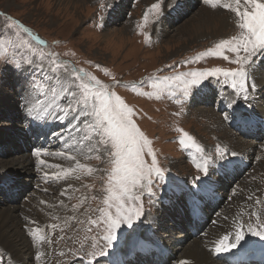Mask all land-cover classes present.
Returning <instances> with one entry per match:
<instances>
[{
  "label": "rangeland",
  "instance_id": "rangeland-1",
  "mask_svg": "<svg viewBox=\"0 0 264 264\" xmlns=\"http://www.w3.org/2000/svg\"><path fill=\"white\" fill-rule=\"evenodd\" d=\"M113 1L117 3L118 0H78L80 3L65 0H0V136L8 147L0 153V182L2 178H9L8 175H1V168L4 165L11 167L14 164L12 161L20 157L19 152L14 149L17 120L21 115L29 114L24 110L20 111L16 104L15 91L19 87L26 86L29 89L22 90L26 96L30 94L35 106L46 104L48 106L50 102L53 104L55 101L65 107L70 104L72 111L66 114L68 116L65 119L70 126V136L75 138L76 143L81 146L80 152L71 151L72 145L68 144L69 139L65 134L64 124L59 126L55 134L57 141L60 139L67 141L48 148L51 152L49 156H44L41 152L40 156L43 159L41 168H45L50 173L56 165H74L77 162L80 168L76 176L64 177L58 182L49 181V183L46 177L38 178L36 174L34 178L24 176L22 182L25 183L26 189L22 187L25 190L22 199L27 196L26 193L28 198L25 201L9 202L19 211L20 209L27 211L29 205L33 206L31 200H34L32 193L35 192L34 195H37L36 199L39 200L35 203L43 210L41 217H48L50 213L46 210L47 205L41 204L38 193L56 206L61 204L68 210L66 225H61L60 222L59 227L52 223V218L44 224L37 220L33 225L39 228L37 236L44 237L41 239V236H38L40 240L52 245L54 264H61L66 257L75 255L98 259L100 255L89 254L101 251L107 254L118 245L113 255L125 251L129 242H131L130 245H134L141 240L140 238L145 237L150 219H157L156 222L161 226L159 233L173 234L175 238L180 237L181 233L176 234L173 229L170 230L168 220L163 217L162 211L159 212L160 218L162 217L165 222L159 218V213L156 212L157 202L171 188L178 186L181 192L191 190L194 185L206 182L213 174L215 176L211 182L214 181L215 184L212 183V185L220 186L221 178L217 170L221 169L222 159L228 158L232 153V149L226 148L221 142L228 141L233 144L235 138L231 135L233 133H236V136L242 135L237 134L238 132L230 126L224 125L225 121L231 117L225 116L220 121V125L219 122L216 125L215 116L211 113H206L202 109L191 112L192 109L187 108V103L190 102L188 97H192L196 105H203L197 101V91L213 85L223 90L228 102L238 101L233 105L240 104L238 107H246L251 103L252 93L247 75L235 78L236 82L244 79L248 86L247 104H244L241 101L243 93L237 96L232 88L233 76L229 77L225 73L241 70L246 72L247 67L257 60L261 51L245 63L238 62L237 57L242 58L246 53L243 50L239 53L229 51L227 45L221 50L220 55L208 52L209 49L215 50L216 44L220 41H229L234 44L233 38H238L245 30L239 28L238 22L241 18L232 9L238 7L240 11H252L251 4L241 2L237 5L236 0H229L228 5L231 7H228L229 10L225 12L213 0V3H206L213 12H224L220 16H227L223 29L214 35L211 27L208 29L204 27L203 22H200L204 20H198L200 13L196 14L203 9L205 0H188V3H191L190 6L182 7L181 12L189 14H186L178 24L172 17L166 18L162 23L167 30L165 33L160 31L159 36L157 31L160 18L162 13L170 7L172 0H121L119 7L122 9L123 18L118 17L119 14H112L110 18L111 14L107 11L108 4L111 5ZM261 1L264 3V0ZM153 5L157 7L153 8ZM182 10L185 12L183 13ZM116 12L119 13V10L116 9ZM207 20H211L216 28L218 27L216 20L210 18ZM198 25H201L200 28ZM206 28L208 34L204 33L200 36V32ZM197 34L201 38H196ZM202 53L204 55H201ZM225 56L227 59L224 58ZM217 69L218 72L213 71ZM191 73L201 74V84L185 90L186 83L192 79L191 75L185 74ZM92 77L95 81H99V85L91 80ZM60 78L67 79L70 93H58L57 84ZM79 84L82 86L79 87ZM85 84L92 86L93 91H100L103 86V90L114 93L132 110L129 119L149 141L141 158L145 160L146 167L150 165L152 157L147 153L151 150L155 155L157 167L161 169L159 176L155 173L149 176L146 173L143 180L133 189L132 194L139 199L128 201L126 206L138 210L139 215L132 216V226L122 225L120 229H117V240L111 244L103 239L107 232L101 210L107 208L104 203L105 197L109 194L107 189L110 184H114V181L110 180L114 166L112 157L114 149L110 140L100 135V130L96 127L97 121L91 115L94 97H89L88 105L83 103L85 94L83 85ZM214 97L216 100L206 104V109L214 110L217 96ZM159 98L163 101H159ZM80 108H83V117L79 125L73 126L70 118ZM217 111L221 114L218 108ZM203 116L206 118L204 119ZM13 119H17L15 123ZM183 133H187L193 140H187L183 137ZM181 138L185 139V144L188 146L180 144ZM247 140L251 144L255 143L251 139ZM261 142L259 146L252 149L254 152L251 159L255 162L244 171L246 173L244 177L238 178L237 183L230 188L223 191L224 187L219 189L224 204L213 214L216 216L224 208L227 209L229 204L240 205L241 203V206H244L243 221L240 223L243 225L241 231L245 238L243 237L237 246L246 247L248 243L257 241L258 238L253 235L248 239L250 233L248 224L257 231L264 230L262 228L264 226V191L260 192L259 188L264 184V176H262L264 140ZM195 144L199 146V150L194 146ZM66 147L68 148L66 153L73 152V158L68 162L61 155ZM190 149L194 152V156L188 158ZM54 155L56 157H53ZM33 156L30 155L28 159H32ZM232 156L229 158L231 159ZM21 159L23 160L24 157ZM189 160L193 162L199 160L203 165ZM197 165L207 166L206 177ZM13 167L16 166L13 165ZM177 176L182 177L181 182L176 181ZM199 177L204 178L198 180ZM40 179L45 182L42 183ZM148 180L152 182V186H147ZM250 180L260 193L256 190L250 195L246 194L249 192L247 190L240 195L230 197L231 192L238 185H246ZM33 184L38 185L39 190L35 191L32 188ZM62 193L63 196L59 199ZM175 200H181V197ZM42 201L47 203L46 199ZM3 204L4 202L0 203V206L3 207ZM139 205L143 209L142 215ZM154 205L155 212L149 213L150 207ZM108 211L114 212V207ZM165 226H168L169 230H163ZM137 233L138 236L135 237ZM123 235L121 244L119 239ZM182 235L184 238V233ZM128 237L130 240H127ZM196 239L200 240V238ZM257 246L264 247V238L258 239ZM168 249L170 253L175 254L171 246ZM2 254L0 248V264H10L7 256H4L5 261L3 260ZM174 257H169L173 259L168 264H180L178 257ZM183 258L187 264L186 257ZM214 259L217 260V258Z\"/></svg>",
  "mask_w": 264,
  "mask_h": 264
},
{
  "label": "bare ground",
  "instance_id": "bare-ground-1",
  "mask_svg": "<svg viewBox=\"0 0 264 264\" xmlns=\"http://www.w3.org/2000/svg\"><path fill=\"white\" fill-rule=\"evenodd\" d=\"M65 1L78 2V0H65ZM79 1H83V0H79ZM213 1L216 5L220 6L225 12L227 10H229V8L226 7V5L229 4V0H213ZM120 2H121V0H118L117 3H115L113 1L112 3H110L111 5L108 4L109 10H107V11L111 14L110 18H112V16H113L112 14H119L118 17L120 16V18H123L122 9H121V7H119ZM258 2L262 3L261 0H258ZM78 3H80V2H78ZM190 4L191 3H188V0H172L171 1L170 7H168V9L166 8L167 11H164V13H162V16L160 18L158 31H157L159 33V36H160V31L165 33V31L167 30V28H165V25L163 26L162 22L164 20H166V18H168L170 14L173 13L172 16H175V15L178 16V20L176 23V24H178L180 21H182L185 18V15L182 14V12H181V8L182 7H189ZM202 7H203V9H201L199 12H196V14L200 13L198 15V20H204V21H200V22L204 23V27H207L208 29H210V27H211L213 29V34L214 35L217 34L218 31L223 29L227 16L226 15L220 16V14L224 13V12H221V13L213 12L211 7L209 6V4L207 5L205 3V1H204V5ZM116 9L119 10V13L116 12ZM209 18L212 20H216V24H218L217 28L211 20H207ZM113 19H115V18H113ZM199 26H201V25H198V27ZM95 28H97V27H95ZM176 28H177V26H176ZM207 28L203 32L202 31L200 32V34H201L200 36H203L204 33L208 34ZM169 29H171V27H169ZM200 36L198 35L196 38H198ZM211 50L215 52L214 49H211ZM195 54H192V55L194 56ZM188 63L189 62H187V64ZM263 63H264V50H261V52L259 53V56L257 57V60H255V62L251 63L247 67V70L245 72L247 77H248L249 87H250V90L252 93V95L250 97L251 103L246 107H234V106H231V104H233L232 102L227 101V108H229L230 110H245L249 114H255L256 116L259 114L262 117H264V66H263ZM253 84L255 85L254 89L251 87ZM57 85L59 88L58 93H60V92L70 93L71 92V89H69V87H68V81L66 78H60ZM78 86L81 87L82 85L79 84ZM209 94L210 95L212 94V97H210ZM221 95H224L223 91H221ZM197 96H201V99H203L204 105H200V106L196 105L194 103V101H192V97L190 98V96H189L188 98H189L190 102L187 103V108L192 109L191 112L195 111V110L199 111L202 109L206 113H211L212 116L213 115L215 116V124L219 122L218 124L220 125V121H222L226 115H221L220 113H218L217 106L214 107V110L206 109L207 108L206 103L208 102V101H206V98L209 100L214 98L213 97V88L211 90H206V89L200 90L199 93L196 94V97ZM27 98H28V105L24 109V111L28 112V109L31 108V110H32L31 115H33L37 112H40V111H45V112L47 111V112H49V114L52 117H54L56 119L57 123L58 122L59 123L64 122L63 123L64 125L63 124L62 125L64 127L65 132H66L65 134H66V136H68V139H69L68 144L72 145V148H70V150L73 152H80L81 146L78 143H76L75 138L70 136V126H69L68 121L65 119L68 115H66L62 112L60 113V118H57V115H56L59 112V110L65 108V106H63V105L61 106L60 104H57L56 101L53 104L50 102V104H48V106H47V104L35 106L34 101H33L32 97L30 96V94H29V96H27ZM231 100H233V98H231ZM25 103H27V102H25ZM198 111H197V113H198ZM83 113H84L83 108H80L76 112V114H74V116L72 118H70L73 126H77L80 124V120L83 117V115H82ZM14 116L16 118V115H14ZM203 118L205 119L206 117L203 116ZM233 120H234V118L231 117V119L225 121L224 125L225 126L228 125L229 121H233ZM16 126H17V128L19 127V125H16ZM16 132H17V130H16ZM226 132H228V131H226ZM237 134H239V133H237ZM231 137L235 138V140H234L235 143L232 144L228 141L221 142L226 148L229 147L230 149H232V153L228 156V158L222 159L221 165L225 164V162H223V161L229 160L230 159L229 157L231 155H233V157L237 156V157L246 158L250 164L255 162L251 159L252 158V152H254L252 149H254L256 146H259V143H262V142L259 141V142H255V143L251 144V143H249L248 140L246 141L245 136H243V135L236 136V133H233L231 135ZM262 140H264V138ZM0 141H2L1 136H0ZM86 143H87V141H86ZM14 149H17V145H15ZM64 149H65V151H63V154H61V155H62V158L63 157L66 158V162H68L73 158V156H72L73 152H67L66 153L68 148L66 147ZM34 152H32L30 154H23V153L19 152L20 157L21 158L24 157V159L22 160L20 157H16L17 160L12 161V162H14L13 165L16 166L15 168L13 167V165L11 167H9L8 165H4L1 168V175H8L9 178H12L14 181H17V180H22V178L24 176H27L29 178L30 177L34 178L35 174H36V175H38L37 176L38 178H40V177L45 178L46 177L45 179H48L49 181L58 182L60 179H63L64 177H69V176L75 175L80 168V164H78L77 162L74 163V165L68 164L69 166L68 165H60V166L56 165L49 173L45 168H41L42 165H40V163L43 161L41 156L38 157V156L34 155L32 159H28V157L30 155H33ZM214 176H215V174L210 176L206 180V182L201 183L200 185H202V184L206 185V183L215 184L214 181L211 182L212 178ZM262 176H264V172L262 173ZM249 179H251V178H249ZM40 180L43 181L42 183L45 182L42 179H40ZM176 181L181 182L182 177L177 176ZM56 182H55V184H56ZM32 188H34L35 191L39 190L38 185L33 184ZM259 188L261 189L260 192L263 193L264 184L261 187L259 186ZM24 189H26V187H24ZM41 189H43V188H41ZM224 189H225V187L222 189V191ZM247 190L249 192H246V194H250V195H252V193H254L256 190H257V192H259V189H257L256 186L254 185V183H252V180H250L246 183V185H238L231 192L230 197H232V195H240L241 193H243ZM180 192H181V188H179L178 186L171 188L166 193V195H164L163 198H161L159 200V202H157L156 212L159 213L163 210L162 204L165 201L177 199L180 196ZM34 193L35 192L32 193V195H33L32 198H34V200H31L33 206L29 205L27 207L28 208L27 211L22 210V209H20V211H19L16 208V206L10 204L9 202H4L3 207L0 206V248L3 252V254H2L3 260L5 261L4 256H7V260L10 264H54V262H55L53 259L54 250H53V247H51L52 245L50 246V245H48L45 242L40 240V238L38 236L43 237V235H38V236L32 235V233L36 232V230L38 228L37 225H35V226H33V225H34V222H36L37 220L40 223L44 224V222L48 221L50 218H52L51 219L52 223H54L55 225H58L59 227L61 225H66L67 224L66 220H67L68 210L65 207H63L61 204L56 206L55 204L48 201L47 198H43L42 195L40 193H38L39 197H40L41 204L47 205L46 210H48V213H50V215H48V217H41L40 214H41V212H43V210L41 209V207H39L35 203L39 200L36 199L37 195H34ZM62 196H63V193L59 196V199H61ZM222 196H223V194H222ZM45 199H46L47 203L42 201ZM240 201L242 202V199H240ZM243 207L241 206V203H240V205L229 204V207L227 209L224 208L222 211L217 213L216 216H213L212 220H211V226H209L208 229L202 234V238H200L199 241H197L196 238H192V239L191 238L190 239L182 238L183 237L182 233L180 234L181 236L178 238H175V236H173V234H170V235L161 234L158 232L161 226L159 225L158 222H156L157 219L156 218L150 219L148 222L150 224L148 225V228L146 230L145 237L140 238L141 240L139 242H137L136 244L134 243V245H130L131 242H129L125 247V251H122L123 253L122 252L115 253L114 255L128 253V252L132 251L134 247H137L141 243L146 242V243H149L153 246L154 245H160L164 249L171 246L172 249L175 251L174 256L178 257L177 259L179 260V262H181V261L185 262L183 257H186L187 264H226V263H223V261L218 259L217 253H219V252L215 251V245H216V242L220 238L227 235L228 233L235 231L234 221L237 223H240L241 221H243L244 213H242V212L245 209ZM60 222H61V225L59 224ZM53 230H55V229H53ZM58 235H59V232H58ZM137 236H138V233L135 235V237H137ZM232 239H234V236L229 237V241H231ZM127 240H130V238L128 237ZM56 245L57 244H55V246ZM242 247L243 246H237V248L231 249L230 251H224L223 253L228 252L230 254H233L237 249H243ZM178 250H180V251H178ZM56 258H57V256H56ZM68 258H70V257H68ZM214 258H217V260ZM66 259H67V257H66ZM168 261L171 262V259H169Z\"/></svg>",
  "mask_w": 264,
  "mask_h": 264
},
{
  "label": "snow or ice",
  "instance_id": "snow-or-ice-1",
  "mask_svg": "<svg viewBox=\"0 0 264 264\" xmlns=\"http://www.w3.org/2000/svg\"><path fill=\"white\" fill-rule=\"evenodd\" d=\"M241 2L245 4H251L252 11H240L239 8H233L232 10L236 12V15L240 17L238 22L239 28L245 30L241 35L233 38L234 44L229 41H220L215 46V53L211 49L208 50L209 54L220 55L221 50L225 49L227 45V50L239 53L243 50L246 55L244 57H237V61L240 63L248 62V60L255 55L257 52L264 50V3L258 2V0H236L237 5ZM205 3H212V0H205ZM157 5H153V8ZM226 7H231V5H226ZM201 55H204L203 53ZM227 59V57H224ZM6 63V62H5ZM23 70V69H21ZM218 72L219 70H213ZM226 75H232L234 78V83L232 88L236 91L237 96L243 93L245 100L248 99V86L244 79H240L238 82L235 81L237 77H245L246 73L244 71H234L231 73H225ZM191 75L192 79L188 81L185 85V90L188 87H194L201 84V74L191 73L185 74ZM91 80L95 81L92 77ZM181 83H184L181 81ZM96 85H99V81H95ZM253 89L255 85L251 86ZM84 97L83 103L88 105L89 97L92 96V113L97 121L96 127L100 130V135L107 137L114 149L112 153L113 157V167L111 170L110 180L114 181V184H110L107 189L108 195L105 197L104 203L107 205L106 209H102L106 223L107 234L103 237L108 244L117 240V229H120L122 225L132 226V216L139 215L138 210H134L130 206H126L128 201L138 200V196H134L133 189L143 180L145 174L151 176L153 173L159 176L161 174V169L157 167V162L154 153L151 150L148 151V155L152 157L151 164L147 165L146 162L141 158L144 152L145 146L149 144L143 134L138 130L134 123L129 119L132 114V110L128 108L119 97L115 96L114 93H108L103 90L101 86L100 91H93V87L89 84L83 85ZM238 101L234 100L232 103L235 104ZM72 111L71 105L69 104L63 109H60L56 114L57 118H60V113L67 114ZM29 115L32 114L31 108L28 109ZM183 137L191 141L192 138L188 136L187 133L182 134ZM180 144L183 146H188L185 144V139H180ZM197 150H199L198 145H194ZM33 155L40 156L41 151L37 149ZM223 162L227 163L226 160ZM197 168L205 174L208 173L207 166L197 165ZM204 177L197 178L198 180ZM114 207V212H109L108 209ZM235 231L228 233L227 235L220 238L215 245L216 252L230 251L231 249L237 248V245L243 240L244 233L241 231L243 227L242 224L234 221ZM264 228V226H262ZM248 230L253 236H259L264 238V230L257 231L248 224ZM39 232L37 228L36 232L32 233L36 236ZM234 236V239L229 241V237ZM43 239V237H41ZM39 255V254H38ZM89 255L104 256L105 252L101 251L99 253H90ZM91 264V261L89 262ZM180 264H185L181 261Z\"/></svg>",
  "mask_w": 264,
  "mask_h": 264
}]
</instances>
